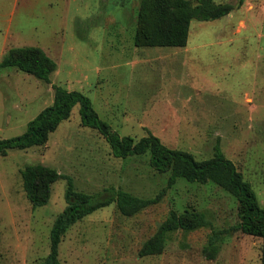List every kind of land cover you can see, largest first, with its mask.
I'll use <instances>...</instances> for the list:
<instances>
[{
    "label": "rangeland",
    "instance_id": "374dc122",
    "mask_svg": "<svg viewBox=\"0 0 264 264\" xmlns=\"http://www.w3.org/2000/svg\"><path fill=\"white\" fill-rule=\"evenodd\" d=\"M232 3L229 16L193 21L189 49L133 43L140 0H0V52L39 47L55 61L48 84L13 68L0 70V139L23 135L54 101V85L88 96L120 136L153 134L197 159L220 146L264 207V0ZM7 49V50H6ZM170 50V51H168ZM43 165L94 194L122 189L154 198L167 188L149 156L118 159L99 134L82 126L80 106L41 147L0 156V264H45L50 233L66 207L67 179L48 205L32 209L22 170ZM172 211L203 212L210 224L167 237L162 254L140 257L143 244ZM237 199L215 183L177 180L158 204L126 217L116 204L73 225L59 247L60 264H261L262 240L233 228ZM216 259L204 249L215 235Z\"/></svg>",
    "mask_w": 264,
    "mask_h": 264
},
{
    "label": "trees",
    "instance_id": "16d2710c",
    "mask_svg": "<svg viewBox=\"0 0 264 264\" xmlns=\"http://www.w3.org/2000/svg\"><path fill=\"white\" fill-rule=\"evenodd\" d=\"M236 9L232 3H216L215 0H140L133 43L138 48H184L188 45L193 21L211 22L225 18ZM13 68L32 75L48 84L57 70V64L39 47L10 49L0 61V70ZM53 104L32 120L27 131L12 139H0V156L6 157L11 150H28L48 143L50 134L63 121L69 120L75 106H80L82 126L97 130L110 145L112 154L118 159L149 156L151 167L160 174H168L167 188L180 178L190 183H215L232 194L239 203L240 222L233 230L262 240L261 264H264V207L257 198L252 185L235 163L226 158L219 145L212 157L199 160L192 153L172 149L162 140L149 134L140 140L132 136H120L111 129V124L101 119L91 99L80 91H69L54 85ZM21 176L23 189L32 209L48 205L52 186L60 179H67L65 193L66 207L53 223L50 233V254L45 264H60L59 247L63 236L70 228L92 213L116 204L118 211L126 216H135L146 208L158 204L166 194L164 188L154 198H141L122 189H105L90 194L78 191L73 180L62 176L55 169L43 165L25 167ZM210 224L207 216L200 211H172L139 251L140 257L163 253L169 234L179 230L195 231ZM210 241L204 249L207 259L218 256L221 245Z\"/></svg>",
    "mask_w": 264,
    "mask_h": 264
},
{
    "label": "crops",
    "instance_id": "0c3cea01",
    "mask_svg": "<svg viewBox=\"0 0 264 264\" xmlns=\"http://www.w3.org/2000/svg\"><path fill=\"white\" fill-rule=\"evenodd\" d=\"M181 49H183V51H188V49H189V41H188V45L186 46V47H184V48H181ZM7 50V49H6ZM10 50V49H9ZM9 50H7V51H5V52H3L2 54V56L0 57V61L2 60V58L5 56V54L9 51ZM168 51H170V50H168ZM0 55H1V52H0Z\"/></svg>",
    "mask_w": 264,
    "mask_h": 264
}]
</instances>
